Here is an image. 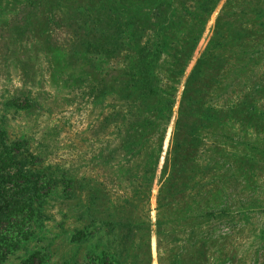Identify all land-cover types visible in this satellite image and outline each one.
Here are the masks:
<instances>
[{"label": "trees", "instance_id": "obj_1", "mask_svg": "<svg viewBox=\"0 0 264 264\" xmlns=\"http://www.w3.org/2000/svg\"><path fill=\"white\" fill-rule=\"evenodd\" d=\"M63 1L0 0L1 12L8 14L12 8L17 17L24 11L29 12L22 24L10 28L8 36H1L6 37L3 43L6 56L16 53L17 61H24L23 43L28 40L25 36L32 26L41 34L42 45L49 38L47 29L55 19L51 11ZM219 1L104 0L103 8L97 9L96 0H86L85 10L82 6L76 7L80 19L93 18L91 32L98 31L103 18L108 22L109 41H100L94 46L91 43L86 55L95 72L106 60H113L110 63L114 64L113 71L107 74L109 80L98 79L92 94L96 104L107 99L121 102L119 108L103 119L100 127V130L114 128L118 140L93 160L96 163L103 160L111 170L106 181L113 186L111 189L125 185L127 190L121 197L122 205L112 208L115 201H111L109 186L98 188L93 184V181L97 184L93 177L81 181L87 185V195L81 196L78 202L85 213L95 207L96 199L109 204L101 229L108 240L100 252L86 253L82 264H153L148 206L175 97ZM258 24L264 25V0H227L210 42L186 82L157 196L158 264H208L209 255L219 252L214 224L225 217L224 223L232 222L231 198L219 204L221 181L213 177L205 183L213 159H203L202 155L212 152V146L217 145L222 136L220 124L230 129L226 140H233L230 109L220 108L215 99L220 100L229 93L226 77L237 67L238 72L244 70L261 51L262 46L257 49L253 42ZM236 61L242 62L236 66ZM29 105V99L19 104L20 107ZM190 112L192 127L188 125ZM188 137L192 139V149L186 144ZM34 160L25 141H13L0 127V264H10L15 252L38 237L43 206L54 192L51 173L33 168ZM60 180L58 197L66 206L79 182L65 172ZM202 184L207 185V191L206 188L201 191ZM139 206L143 209L141 213ZM137 210L141 218L136 217ZM79 227L68 232L63 220L60 228L65 243L77 245L91 240V224L84 222ZM116 245L120 246L119 251H115ZM44 253L45 249L32 251L18 264H45ZM64 260L62 264L72 263L71 259Z\"/></svg>", "mask_w": 264, "mask_h": 264}, {"label": "rangeland", "instance_id": "obj_2", "mask_svg": "<svg viewBox=\"0 0 264 264\" xmlns=\"http://www.w3.org/2000/svg\"><path fill=\"white\" fill-rule=\"evenodd\" d=\"M85 1L64 0L53 8L51 13L55 14V19L47 29L49 38L42 45L37 28H28L25 36L28 40L23 43L24 61L21 62L17 61L16 53L6 56L3 47L6 37L1 36H8L9 29L18 23L22 24L29 12L24 11L17 17L13 15L12 8H9L11 12L8 14L0 11V29L5 28L6 31L0 33V127L13 141H25L28 152L35 159L33 168L45 174L51 173L55 183L54 192L43 206L44 216L38 226V237L15 252L10 264H18L28 253L39 249H45V264H62L64 259H71V264H82L86 253L100 252L105 246L104 241L108 240L101 229L103 221L107 219L109 204L96 199L95 207H91L90 213H85V208H81L78 202L81 196L86 198L87 195V185L81 181L93 177L97 183L93 181V184L98 188L101 185L102 188L109 186L111 201H115L112 208L122 205L121 197L127 191L125 185L111 189L113 186L106 182L111 170L106 168L103 160L99 163L93 160L109 144L117 143L114 128L100 130V127L103 119L119 108L121 102L107 99L104 103L96 104L93 99V86L98 79L109 80L107 74L113 71L114 64H110L113 60H106L95 72L93 64L87 60L88 46L91 43L97 45L100 41L108 42L111 33L107 19L101 20L98 31L94 33L90 31L93 18H79L76 7L82 6L85 10ZM96 1L95 7L102 9L104 0ZM226 2L220 0L209 17L175 97L173 115L148 206L152 224L153 264H158L155 225L157 196L181 99L186 82L207 48ZM136 6L139 4L136 3ZM255 31L257 33L253 42L257 49L259 45L262 46L261 51L244 70L238 72L237 67L226 77L225 82L230 84L229 93L220 100L215 99L220 108L230 109L233 140H226L230 129L220 124L223 127H220L219 135L222 131V136L218 135L217 145L212 146V152L202 155L203 159H213L205 183L213 177L221 181V194L217 200L223 204L230 196V210L233 213L230 224L224 223L225 217L213 226L218 234L216 249L219 252L209 255L208 264H264V25H256ZM241 62L236 61L235 65L239 66ZM25 99L30 100V107L19 106ZM192 117L190 112V127L193 125ZM186 144L189 149L193 148L191 137H188ZM62 172L79 182L66 206L58 197ZM206 184H202L201 191L205 188L207 191ZM139 211L143 212L141 206ZM136 217H139L138 210ZM63 220L68 232L80 229L79 225L84 222L85 225L91 224L93 237L83 244L65 243L60 228ZM95 231L99 232L95 234ZM114 249L119 251L120 246L116 245Z\"/></svg>", "mask_w": 264, "mask_h": 264}]
</instances>
